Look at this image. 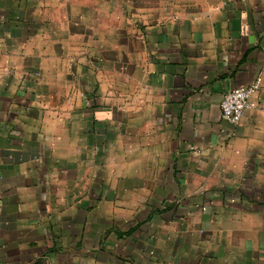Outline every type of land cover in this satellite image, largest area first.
<instances>
[{
  "label": "crops",
  "instance_id": "0c3cea01",
  "mask_svg": "<svg viewBox=\"0 0 264 264\" xmlns=\"http://www.w3.org/2000/svg\"><path fill=\"white\" fill-rule=\"evenodd\" d=\"M0 264H264V0H0Z\"/></svg>",
  "mask_w": 264,
  "mask_h": 264
},
{
  "label": "built area",
  "instance_id": "2783aa9c",
  "mask_svg": "<svg viewBox=\"0 0 264 264\" xmlns=\"http://www.w3.org/2000/svg\"><path fill=\"white\" fill-rule=\"evenodd\" d=\"M262 83V77L257 76L247 86L228 90L221 101L222 118L232 124H238L245 112L255 107L253 97L260 90Z\"/></svg>",
  "mask_w": 264,
  "mask_h": 264
}]
</instances>
